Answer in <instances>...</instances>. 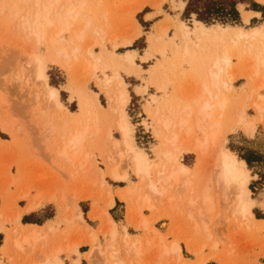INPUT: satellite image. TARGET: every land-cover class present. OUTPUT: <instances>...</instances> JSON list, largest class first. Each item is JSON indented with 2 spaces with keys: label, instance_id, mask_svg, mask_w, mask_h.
I'll return each instance as SVG.
<instances>
[{
  "label": "rangeland",
  "instance_id": "obj_1",
  "mask_svg": "<svg viewBox=\"0 0 264 264\" xmlns=\"http://www.w3.org/2000/svg\"><path fill=\"white\" fill-rule=\"evenodd\" d=\"M31 1L0 0V221L1 216H5L6 219L4 230H0V245L2 244L0 246V264H37V261L41 259L39 255L45 253V256L48 254L47 256L50 258L53 255L50 253L54 250L56 252V247L63 249L59 253L63 264H74V259L80 260L81 264H92L87 256L92 248L86 246V242L91 231L94 232L92 229H97L100 224L99 231L95 232L100 236V239L95 246L94 256L99 251H105L104 245L109 236H104L102 229L108 227V217L111 219L113 217L119 223L120 238L129 235L132 240H137L138 238L135 236L142 234L151 238L149 240L151 247L147 249L142 258V262L146 264L155 262L156 264H197L202 260L205 261V264H264V120L258 119V112L253 108L257 95L264 96V89L256 88L260 79L264 77V67L259 69L260 72L256 76L253 75L254 69H256L254 65L255 50L249 51V45H246L244 41L239 42L237 46H233L229 41H213L207 46L193 37L191 53L183 52L184 45L179 38L180 34L177 29L180 26L179 23L183 21L186 28L184 30L192 31L196 29L195 21H197L194 15L188 18L183 17L187 0H165L160 9L150 5L151 2L159 0H147L148 4L135 15L132 14L134 7L145 0H78V2H84L82 13L84 16L86 15V18L82 15L74 23V26L91 20L93 28L99 26L105 33L104 41L101 42L103 47L98 43L99 41L96 42L97 37L95 38L93 28L85 30L86 39L82 42L75 41L68 32H64L59 35L61 43L56 47L51 46L47 41V43L39 44L33 35L23 31L21 19H19L22 14L32 13ZM251 2L255 3L254 0L244 1L245 4ZM184 3L185 6H183ZM245 4L239 6L241 18L242 11L248 12ZM150 11L155 13L147 14ZM146 14L147 19L153 17L149 22H145L144 15ZM163 17H165L164 20L155 27L154 23ZM167 25L170 26L167 35L160 42L155 43L152 48V38L158 37L160 29ZM137 26L141 31V37L129 47L120 46L124 40L131 37L130 35L136 33ZM205 26L216 28L221 25ZM224 28L242 29L246 33L260 30L264 33V13L258 20L250 21L249 24H245L242 19L241 26H226ZM171 38L174 42L171 41ZM92 44L93 55H89L86 53V51L88 52L87 47ZM74 45L81 48V53L76 61L72 60L66 64L64 59H60L61 63L62 61L64 63L60 65H55L52 62L57 50ZM210 47H212L211 50ZM242 47H244L243 50ZM162 48L164 55L159 53ZM223 49L228 52L233 64L232 89L223 91V96L228 99L229 103L226 110L221 111L213 108L209 110V113L220 125V140L223 142V147L236 155L238 159L247 161L245 163L251 176L249 189L254 206L252 211L255 221H246L234 214L230 210L233 208L230 207L229 200L222 197L223 192L219 188L218 190L217 187L215 188L216 179L212 177L215 151H212V147L208 148L209 151L207 150L203 156L183 150L189 140H201L202 134L196 130L187 134L185 130H179L177 125L181 120H189L188 116L186 117L189 109L200 106L209 98L208 93H205L204 98L199 100V95L203 92V79L208 76L207 68L215 55L217 56ZM27 50H32L31 52L37 50L42 56L46 66L48 84L59 91L62 109L57 110L45 99L41 91V84L34 79V66L30 64L32 69L28 66L29 58L25 55ZM214 50L217 52L215 53ZM235 50L237 53L239 52L238 56ZM126 53L133 54L135 63L140 67V70L134 68L130 72L125 69L118 71L127 85V91L131 98L126 110L133 130L134 147L146 154L152 165L158 164L163 154L171 151L177 156V166L183 165L189 169L186 176L180 177L186 180L185 183L188 182L186 186L182 180V187L175 188L178 189L177 192L174 187L165 188V196L168 199L163 196L154 201L155 199L146 189V184L142 183L146 182L140 179L141 182L136 177L131 161L127 159L126 162L124 159L122 164L120 163L119 155L124 148L120 144L122 134L116 126L118 117L112 111V93L106 87V89L101 87L102 82L114 76V70H106L103 65H99L100 69L92 68L96 58H102L104 63L111 66L115 58L118 59L117 56H123ZM137 53L144 55L139 58ZM148 55L150 57L145 62L143 58ZM24 68L27 70H25L26 73L23 72ZM27 77H29V83H27ZM208 87L210 86L208 85ZM138 88H141V91ZM210 90L212 89L210 88ZM97 104H100L102 108L98 110L99 129L95 131L92 116H94ZM184 107L186 110L183 109ZM182 109L185 111H181ZM41 111H46L44 116ZM242 111L245 112L244 116L248 120L255 121L256 130L253 135H250L240 123ZM220 115L222 119L219 118ZM159 116L161 118L170 116L174 125L165 130L157 122ZM47 119L52 120L50 121L53 124L51 123L49 126L53 127H48L53 132H50L49 128L46 129V132L45 129L42 131L40 128V125H43L41 122H46ZM82 127L85 129L84 140L77 146L78 149L76 146L71 148L69 141L72 134H75V129ZM71 129L73 130L71 131ZM173 135H178L176 146L180 145L179 150H176V146L165 141V139H171ZM110 159H113L112 165L120 163V171L124 172L126 169L129 181L115 182L108 176ZM180 178L179 184L181 183ZM209 178H213V180L210 182ZM152 179H154V175ZM103 180L106 183H103ZM189 184L191 185L187 190L186 187ZM112 186L119 187L113 189ZM203 186H207L210 191L213 205L211 215H205V212L201 211L200 202L195 207L191 206L189 201L191 198L187 197L192 190L199 193ZM143 188L144 190H142ZM184 190L186 191L184 192ZM23 191L29 192L28 198L16 200L19 195L24 193ZM74 191L75 194L79 193L80 198L75 201V205L81 211L83 222L76 217L72 219V225L67 226L63 222L65 217L72 218L76 215L74 204L68 199ZM127 191L129 196H127ZM60 192L65 196V202L59 201V197L62 195ZM86 193L89 194L87 198L84 197ZM125 193L128 198L133 196L123 200L122 196ZM177 193L180 194V197ZM35 194H37L36 196L38 194L50 196L51 194L54 200L42 201L41 203H50V205L45 204L46 206L40 214L23 218L20 221L21 225L34 223L39 226L46 219L52 218L55 212H59L63 216L62 220L58 222L57 228L53 229L55 233L54 231L51 232L52 234L48 232L49 236L45 239L46 241L40 239L31 247L24 244L21 249L13 247L8 250L9 252H5L2 248L6 236L16 228V225L11 222L13 216L17 211V213L21 212L19 207L28 199L32 201ZM109 194L114 200L117 198L122 203L112 211V217L108 214V209L111 208L107 206ZM147 196L151 199L148 204L153 205V210H148L147 204L143 201ZM190 196H192L191 193ZM92 202L94 212H91ZM174 206L176 207L174 208ZM144 211H148L149 213L146 212V214L149 216H144ZM199 211L200 213H197ZM138 212L139 214H137ZM174 214L177 215L174 216ZM140 215L148 220L147 228H135L136 219ZM114 220L113 222L116 223ZM62 223L66 230L59 234V226ZM129 229L131 230L129 231ZM75 241L80 242V246L84 247L80 248V254L67 256L64 248H68ZM174 242L181 246V261L171 253L163 255L164 257L162 256V259L159 260L161 257L157 258V253L164 250L165 246L171 247ZM214 243L215 249L211 248ZM196 250L201 251H198L197 254L193 253ZM87 251L88 253L83 255ZM47 256L45 257L46 261ZM37 257L40 259L37 260ZM46 261L39 262L47 264ZM157 261L161 262L157 263ZM126 264H129L128 261Z\"/></svg>",
  "mask_w": 264,
  "mask_h": 264
},
{
  "label": "bare ground",
  "instance_id": "obj_2",
  "mask_svg": "<svg viewBox=\"0 0 264 264\" xmlns=\"http://www.w3.org/2000/svg\"><path fill=\"white\" fill-rule=\"evenodd\" d=\"M29 1H31V0H29ZM256 1L264 4V0H256ZM31 2H32V13L30 12L27 14H22L20 16L21 18H19V19H21V26H22L23 31L28 33L29 35H33L36 38V40L38 41V42L37 41L36 42L39 44L47 41V42H49V44H51V46L56 47L57 44L61 43V42H59V40H60L59 35L62 33L64 34V32H68L70 34V36L75 41L82 42V41H85L84 39H86L85 30L93 28L92 27L93 22L91 20H87L83 24H80V25L76 24V26H74V23H76L79 20V18L84 14V13H82V7L84 5L83 1L78 2V0H65V1L64 0H32ZM164 2H165V0H159V1H156L153 3L151 2L150 5H152L156 9H158L162 6V4ZM147 4H148L147 0L141 1L140 3H138L134 7L132 14L135 15L136 13L141 12ZM253 17H260V14L242 11V19H243V22L245 24H249ZM179 24H180V26L177 29H178V32L180 34L179 38H181L182 43L184 45L183 52L191 53L190 51H191V48L193 47L192 45H193V40H194L193 37H195V39L197 41L202 42L204 45H207V46H208V44H210L213 41H220V42L229 41L232 43L233 46L234 45L237 46L239 42L244 41L246 45H249V47H248L249 51L252 52L255 50L254 51L255 52V56H254L255 61L251 60V61H254L255 64L254 63L253 64L256 66V69H254V67H253V69L255 70L253 72V75L255 74V76H256V74H258L260 72L259 69L261 67L262 68L264 67V33H262V31L259 30V31H253L251 33H246V32H243L242 29L234 30L232 28L229 29V28H224L222 26H216V28H208L204 24H202L198 21H195L196 29L192 30V31H188V30H184L185 26H184L183 22H180ZM169 25L163 26V28L160 29L158 37L152 38V41H151V47L152 48L155 46V43L160 42L163 39V37L165 35H167L169 27H170ZM93 33L96 35L95 38L97 37L96 42L99 41L98 43L101 44V42H103L104 38H105L104 37L105 33L103 32L102 28H100L99 26H95L93 28ZM140 35H141V31H140L139 27L137 26L136 33L133 35H130L131 37L130 38L128 37L129 39L124 40L120 44V46L128 47V46L132 45V43L138 37H140ZM171 41L174 42L173 38H171ZM92 46H93V44L91 46L87 47L88 52L86 51V53L89 55H93L91 50L94 47L92 48ZM98 46H100V45H98ZM102 47H103V45H102ZM115 47H117L116 44H115ZM212 47H210V50ZM243 48L244 47H242V50H243ZM251 48H253V49H251ZM53 50H55V49H53ZM27 51L25 52V55L29 58L28 59L29 60L28 66H30V64L34 66V71H33L35 74L34 79L36 80L37 83L41 84V86H42L41 91L43 92L45 99L48 101V103L51 106H53L57 110L62 109L63 105H62V102L60 100L59 91L57 89L51 87L48 84V76L46 74V66H45V63L43 61L42 56L39 54V52L37 50L34 52H31L32 50L31 51L29 50L30 52L29 51L27 52ZM214 52H215V50H214ZM80 53H81V48L77 45H74V46L69 47V48L64 47L63 49H59L56 51L54 58H52L53 59L52 62L55 65H57V64L60 65L63 63V61L61 63L60 59H64L66 61V64H69V62H71L72 60L76 61L78 59V55ZM159 53L164 55V49L162 48L159 51ZM236 53H237V51H236ZM238 53L236 54L237 56H238ZM117 57H118V59L115 58L113 64H111V66L108 63H104L101 60L102 58H96V62L94 61L95 64L92 68L94 70H96L97 68H99V65H101V66L103 65L106 70H108V69L114 70L113 71L114 76L111 78H108L105 82H102L103 84L101 83L102 84L101 87L102 88L106 87L107 90L109 89V91L112 93V102H113L112 111L118 117V120L116 122L117 123L116 126H117L118 130L120 131V133L122 134V139H121L120 144L124 148L122 150L123 154L121 152L120 153L121 155H119L120 156L119 158H121V161H120V159H119V161H120V163L123 162L124 159H125V161L127 159H129L131 161L133 171H134L136 177H138L139 180L141 179L142 181L146 182V183H144L140 180L143 184H146V186H147L146 189L153 196V198L155 199L154 201H156L157 198H161V197L165 196V194H166L165 188L166 187H170V188L174 187V189L176 187L181 188L183 183L185 184L184 186H186L188 182L185 183L186 180H183V178L181 179L180 177L182 175L186 176V174L189 172V169L183 165L177 166V161H178L177 156L174 153H172L170 150H169L170 152H168V151L165 153L163 152L164 154H163V156L160 159L158 164L152 165L149 158L147 157V155L138 151L134 147L133 142H132L133 130H132L131 124L129 122V118H128V114H127V110H126L128 104L130 102V95L128 94V91H127V85L122 80V78L120 77L118 71H119V69H122V70L125 69L127 72H130V70H132L134 68L140 70V67L135 63L133 54L127 53L123 56H117ZM149 57L150 56L148 55L147 57L143 58V60L146 62V61H148ZM232 65L233 64H232L231 58L228 55V52L225 51L224 49H223V51L219 52V54H217V56L215 55V58L212 60L211 64L207 68L208 76L203 79V81H204L203 92H201L199 95V100L204 98L205 93H208L209 98L206 99V101L203 104H201L200 106H197L194 109H192V108L189 109L188 113L186 114V117L188 116L189 120H187V119L181 120L179 122V124L177 123V125L179 127V130H185L187 134L192 133L194 130H196L197 132H200L202 134L203 138L201 140H199V139H196L195 141L189 140L187 142L186 147L183 150L189 151L191 153H196L198 156H203L207 152L208 148L212 147V151L213 150L215 151V156H214L213 165H212L213 167L211 166L213 168L212 177L213 178L215 177V179H216L215 188L217 187L216 188L217 190L219 188V190H221L223 192L222 197L229 200L228 203H229V205H231L230 207L233 208V210L232 209H230V210L234 214L238 215V217L240 216L241 218H244L246 221H250V220L255 221L256 219H255V216H254L253 211H252V208L254 206H253V201L251 198V191L249 189V183L251 181V176L249 175V172L247 170V165H246L245 161L238 159L236 155H234L232 152H230L229 150H227L223 147V142H221V140H220V137H221L220 136L221 135L220 125H219L218 121L213 118L212 114L209 113V110H211L213 108H217V109L222 111L227 107V104L229 103L228 99L225 96H223V91H230L232 89V83L234 80L233 79L234 76L231 75V73L233 71ZM247 65H248V63H247ZM28 66H26V67H28ZM31 67L32 66H30V68ZM25 70H26V68L23 69L24 73H26V71H27V70L26 71ZM34 74H32V75H34ZM28 75H29V73H28ZM29 77L31 78L32 76L30 75ZM29 77H27V83H29V80H28ZM35 80H34V82H35ZM208 85L210 87H208ZM161 87H162L161 89L163 90V86H161ZM210 88L212 90H210ZM256 88L257 89H264V77H262L260 79L258 86ZM138 90L141 91V88H138ZM193 101H195V100H193ZM172 106L174 107V105H172ZM194 106H195V104H194ZM100 108H102V106H100V104H97V106L95 108L94 116H92L93 117L92 122H93V126H94L95 131H98V129H99L98 128L99 127L98 126V124H99V122H98V120H99L98 110ZM253 108L258 112V117H259L258 119L264 120V96L257 95V98L254 102ZM183 109L186 110L185 107ZM183 109L181 111H183ZM45 112L41 111L43 116H44ZM175 113H176V111H175ZM165 114L167 115L168 113H165ZM244 114H245V112L242 111L240 123H241V125L244 126V129L247 130L250 135H253L255 130H256L255 121L253 119L248 120L244 116ZM174 116L176 117V115H174ZM152 117H154V116H152ZM220 117H221V115L219 116V118ZM221 119H222V117H221ZM47 120H45L46 122H43V123L41 122V124H43V125H40L41 127L39 126L41 128V130L45 129V132H46L47 128L53 127V126H49V125H51L52 120L51 119H50L51 121L50 120L47 121ZM40 121H41V119H40ZM157 122L159 124H161L165 128V130L169 129L170 127H172L174 125L173 124L174 121H172L170 116H166V117L163 116L162 118L159 116V118H157ZM236 124H238V123L236 122ZM72 130L73 129H71V131ZM75 130H76L75 134H72V138L69 141V145L71 148H74V146L77 147L78 145H80V143L84 140V137H85V129H83V127L77 128ZM173 130H174V128H173ZM49 131L53 132V130L51 131L50 128H49ZM179 132H181V131H179ZM164 134H166V133H164ZM70 135H71V132H70ZM190 138H192V137L190 136ZM183 139H184V137H183ZM223 140H224V138H223ZM165 141L169 142L171 145H174V147H175L177 144V141H178V135H173V137L171 139H168V140L165 139ZM181 143H183V142H181ZM69 145L67 146L68 148H69ZM179 148H180V145L176 146V150L177 149L179 150ZM77 149H78V147H77ZM67 150H69V149H67ZM124 151H125V153H124ZM74 152H75V150H74ZM65 153H66V151H65ZM116 153L118 154V151ZM116 153H114V154H116ZM212 155H214V154H212ZM64 157H66V156H64ZM199 159H201V158H199ZM112 162H113V159H110L109 160L110 165H109L108 173H107L108 176L113 181H116V182L129 181L128 180L129 175L125 171L126 169L124 168L125 170H124V172H122L123 170L120 171V163L112 165ZM123 165H124V163H123ZM153 175H154V179H152ZM179 178L181 180L180 184H179ZM213 178L212 179L209 178L208 181L211 182V180H213ZM182 180L184 181L183 183H182ZM187 180H188V178H187ZM103 183H106L105 180H103ZM189 183H190V181H189ZM178 185H180V186H178ZM190 185L191 184H189L186 187L187 190H189L188 187H190ZM206 185H207V183H206ZM143 186L145 187V185H143ZM184 186H183V188H184ZM142 190H144V188ZM177 191H178V189L175 192H177ZM185 191L186 190H184V192ZM199 191L200 192L198 193L197 191L192 190V192H189V195L188 196L186 195V196L188 198H191L189 200L191 206L193 205L195 207V205H197V203L200 202L201 203L200 205H202L201 211L205 212V215L206 214L211 215V213L213 211V205H212V199L210 197L209 188L207 186H205V187L203 186V188L200 189ZM23 192L24 193H22L18 197L16 196L17 197L16 200H21V199L24 200V199L28 198L29 192L28 191H26V192L23 191ZM133 192H135V191H133ZM169 192H172V191H169ZM190 193L192 196H190ZM221 193H219V194L221 195ZM60 194H62V193L60 192ZM127 194H128V191H127ZM216 194H217V192H216ZM36 195L37 194H35V197L33 196V200L30 202V204L28 205V207L26 209L27 211H30L32 209H36L37 207H39L41 205L42 201H46V200L47 201H53L54 200V197L51 196V194H50V196L49 195H47V196L46 195H39V194H38V196H36ZM70 195H69L70 198H68V197L67 198L70 199L72 201V203L74 204V211H76L75 212L76 215H74L72 218L69 217L70 219L65 217L63 222L67 226H71L72 222H73L72 219H74L76 217L80 221L83 222L81 214H80L79 209H78V206L75 205V201L80 198L78 196L79 193L75 194V191H74L73 194L71 195L72 197ZM88 196H89V194L86 193V195L84 197L87 198ZM127 196H129V194ZM127 196L125 193V195L122 196V199L127 200V198H128ZM144 196H146V195H144ZM149 196H147V198H145V200H143V201L147 204L146 207L148 210H153V205L148 204V201L150 199ZM178 196L180 197V194H178ZM131 197H129V198H131ZM166 198L168 199V197H166ZM65 200H66L65 196L62 194L59 197V201L65 202ZM28 201H29V199H28ZM68 203H70V202H68ZM149 203H151V202H149ZM107 206L108 207L113 206V198L110 194L108 196ZM175 207L176 206H174V208ZM227 207H229V206L227 205ZM17 212L11 220V222L14 225H16V228L12 233H9L6 236V241H5L3 248H2L5 252H9L8 250H10L13 247H16L17 249H21L24 244L30 245V247H31L38 240H40V239L45 240L46 238H48L49 233L52 234L53 231L55 233V230H53L52 228L46 229V230H49L48 231L49 233H48L46 231L44 232L43 230L38 229L37 227H31V228L22 227L20 225L21 214H20V212L19 213H17ZM141 212H142V210H141ZM141 212H140V214H141ZM131 213L133 215V212H131ZM197 213H200V211ZM137 214H139V212ZM175 215H177V214H174V216ZM4 217L1 216V221H0V230L1 231L4 230V224L6 223V219ZM169 217H170V215H169ZM192 219H193V217H192ZM200 219H202V218H200ZM156 220H158V218ZM156 220H154V221H156ZM147 221L148 220H145L143 218V216L140 215L136 219L135 228H142V229L147 228L148 227ZM200 222H201V220H200ZM102 230H103L102 234H104V236H109L107 243L104 245L105 251H99V252H97L98 254L96 256H94L95 251H96L95 246L98 243V238L94 233H92L90 235V237L88 238V241L86 242L92 248L91 252L87 255V256H89L88 257L89 262H91L92 264H126L128 261L129 264H146V263L142 262V258L144 257L145 253L147 252V249H150L149 247H151L150 241H148V243L145 244L146 246L143 247L140 244L138 239L132 240L129 235H125L123 237L121 236L122 238H120L119 232L117 231V226L111 220V218H108V227L105 229H102ZM148 233L150 234V232H148ZM144 237H146V236H144ZM159 239L161 241L162 237ZM72 241H74V240H72ZM152 242H153V240H152ZM157 243H159V241H157ZM80 244H81L80 242L75 241L74 243L71 244V246L68 245L69 246L68 248H64L65 249L64 251L66 252L67 256H70L71 254H79L78 247L80 246ZM162 245H163V243H162ZM214 247H215V243H214V246H211V248L215 249ZM56 248H57L56 252L54 250V252L52 251L50 253V254H53V255H51L52 257L50 256L51 259L47 256L48 255L47 254L46 256L48 258L46 261L45 253H43L44 256H43V254L39 255L40 258L43 259L44 261H46L47 264H63V261L59 258V253H61L63 251V249H58V247H56ZM158 248H159V245H158ZM201 250H198V251L200 252ZM160 251L161 252L157 253V258L161 257V258H159V260L162 259L163 255L169 254V253L177 256L176 258L180 259L179 261H181V259H182V249H181V246L177 242H174L172 244V246L169 248H168V246L167 247L165 246V249L160 250ZM198 251L196 250L193 253L197 254ZM10 255H12L11 252H10ZM41 256H43V257H41ZM153 257H155V256H153ZM9 258L11 259L12 257H9ZM40 258L37 257L36 259L38 260ZM41 259L37 261L39 264L43 261ZM49 260H51V261L49 262ZM39 261H41V262H39ZM158 262H161V261H157V263ZM74 264H80V262L74 261ZM154 264H156V262ZM197 264H205V261L202 260Z\"/></svg>",
  "mask_w": 264,
  "mask_h": 264
},
{
  "label": "trees",
  "instance_id": "obj_3",
  "mask_svg": "<svg viewBox=\"0 0 264 264\" xmlns=\"http://www.w3.org/2000/svg\"><path fill=\"white\" fill-rule=\"evenodd\" d=\"M244 1L245 0H187L183 17L188 18L194 15L197 21L207 26H241L242 18L239 6L245 4ZM254 2L257 3L255 0ZM255 3H246V10H255V12L257 11L263 14L264 5L261 6V4Z\"/></svg>",
  "mask_w": 264,
  "mask_h": 264
},
{
  "label": "crops",
  "instance_id": "obj_4",
  "mask_svg": "<svg viewBox=\"0 0 264 264\" xmlns=\"http://www.w3.org/2000/svg\"><path fill=\"white\" fill-rule=\"evenodd\" d=\"M164 4V3H163ZM162 4V5H163ZM184 6H185V3L183 4ZM242 6H243V4H242ZM162 7V6H161ZM160 7V8H161ZM160 8H158V9H160ZM247 11V10H246ZM248 12H255V10H251V11H248ZM257 12V11H256ZM138 13H140V12H138ZM155 12L154 11H150V12H148L147 14H154ZM258 13H260V12H258ZM147 14L146 15H144V18H146V16H147ZM157 15V14H156ZM155 16V15H154ZM260 17H261V13H260ZM260 17H258V18H253L252 20H251V22L253 21V20H258ZM153 18V17H152ZM152 18H150V19H145V22H149ZM164 18L165 17H163V18H161V19H159L157 22H155V23H157V24H155L154 23V25H155V27L160 23V22H162L163 20H164ZM181 22H183V21H181ZM138 24V23H137ZM154 27V28H155ZM260 27H262V26H260ZM234 30H238V29H234ZM140 37H141V35H140ZM140 37H138L137 39H139ZM148 37V36H147ZM137 39L135 40V41H137ZM134 43V42H133ZM131 46V45H130ZM129 47V46H128ZM127 54V53H126ZM131 54V53H130ZM138 54V53H137ZM142 55H144V54H138V56H139V58H140V56H142ZM131 99V98H130ZM130 103V102H129ZM116 182V181H115ZM113 187V189H116V188H118L119 186H117V187H115V186H112ZM83 201H84V199H82ZM30 200L28 201H26V203H24L22 206H20L19 207V209H20V214H21V217H20V221H22V219L23 218H27V217H31V216H34L35 214H37V213H42V210L45 208V206L46 205H50V203H48V204H46V203H41V206H39V207H37L36 209H32V210H30V211H27L26 209H27V207H28V205L30 204ZM46 204V205H45ZM118 204H122L121 203V201H119L117 198H115V200L113 199V206L110 208V209H108V214L112 217V211L117 207V205ZM78 209H79V207H78ZM95 211V209L93 208V202L91 203V212H94ZM79 212H81L80 211V209H79ZM146 212H148V211H144V216H149V214H146ZM149 213V212H148ZM81 214V213H80ZM123 215H124V213H123ZM62 218H63V216L59 213V212H55V214H54V216L52 217V218H49V219H46L42 224H40L39 226L37 225V224H34V223H25V225H21V223H20V225L22 226V227H24V228H31V227H37L38 229H41V230H43L44 232L46 231V232H48V230H46V229H50V228H52V229H56L57 228V224H58V222L60 221V220H62ZM108 218H110V217H108ZM112 219L114 220V218L112 217ZM111 219V220H112ZM112 220V221H113ZM115 221V220H114ZM116 222V221H115ZM118 225H119V223L118 222H116ZM115 223V225L117 226V231L120 233V225L118 226L117 224ZM5 225V224H4ZM100 224H99V227L97 228V229H92L94 232H92L91 231V233H90V235L92 234V233H94L95 234V232H98L99 231V229H100ZM65 227V225L62 223L60 226H59V234L62 232V231H65L66 230V228H64ZM131 229H129V231H130ZM141 230V229H140ZM141 232V231H140ZM142 233V232H141ZM90 235H89V237H90ZM96 235V234H95ZM132 235H135V234H132ZM97 236V238H98V240L100 239V236L99 235H96ZM145 236V234H142V235H137V236H135V237H137L138 238V240H139V242H140V244L144 247V246H146L145 244H147L148 243V241L150 240V238H146V237H144ZM88 237V238H89ZM6 241V240H5ZM144 241V242H143ZM86 246H88L89 247V245L87 244ZM82 247H84V246H79L78 247V252H79V254H80V248H82ZM88 253V251L85 253V254H83V255H86ZM74 261H80V260H78V259H74ZM80 264H81V262H80Z\"/></svg>",
  "mask_w": 264,
  "mask_h": 264
}]
</instances>
